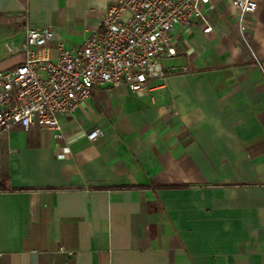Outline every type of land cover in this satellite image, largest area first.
<instances>
[{"label": "crops", "instance_id": "1", "mask_svg": "<svg viewBox=\"0 0 264 264\" xmlns=\"http://www.w3.org/2000/svg\"><path fill=\"white\" fill-rule=\"evenodd\" d=\"M177 28L151 91L96 88L52 129L6 135L0 264H264V0L242 32L233 0ZM118 0H0V71L27 26L53 55L82 47ZM172 72V71H171ZM103 136L90 142L87 135ZM60 155H64L60 157Z\"/></svg>", "mask_w": 264, "mask_h": 264}, {"label": "built area", "instance_id": "2", "mask_svg": "<svg viewBox=\"0 0 264 264\" xmlns=\"http://www.w3.org/2000/svg\"><path fill=\"white\" fill-rule=\"evenodd\" d=\"M25 17L30 0H19ZM242 32L248 30L246 17L258 10L255 0H233ZM216 10L212 0H118L102 16L101 24L82 47L61 45L53 55L51 26L26 27L22 35L23 61L0 71V175L2 157L7 153L3 139L15 128L52 129L64 138L60 117L82 108L96 88H127L132 94L151 91L150 82H164L170 73H188L189 66L166 68L178 58L177 28L207 24ZM103 136L91 131L90 142ZM64 155H60L63 157Z\"/></svg>", "mask_w": 264, "mask_h": 264}, {"label": "rangeland", "instance_id": "3", "mask_svg": "<svg viewBox=\"0 0 264 264\" xmlns=\"http://www.w3.org/2000/svg\"><path fill=\"white\" fill-rule=\"evenodd\" d=\"M2 67H4V66H1V68H0V69H2Z\"/></svg>", "mask_w": 264, "mask_h": 264}, {"label": "trees", "instance_id": "4", "mask_svg": "<svg viewBox=\"0 0 264 264\" xmlns=\"http://www.w3.org/2000/svg\"><path fill=\"white\" fill-rule=\"evenodd\" d=\"M1 189V188H0Z\"/></svg>", "mask_w": 264, "mask_h": 264}]
</instances>
